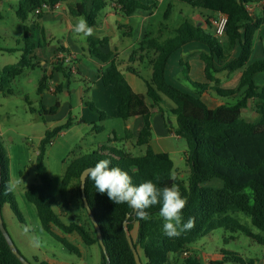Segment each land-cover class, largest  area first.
I'll return each mask as SVG.
<instances>
[{"label":"trees","instance_id":"trees-1","mask_svg":"<svg viewBox=\"0 0 264 264\" xmlns=\"http://www.w3.org/2000/svg\"><path fill=\"white\" fill-rule=\"evenodd\" d=\"M7 0H0L4 2ZM65 0H20L16 14L22 22L30 15L37 20L43 14L35 11L43 3L55 6ZM192 8L207 10L227 17L225 36L229 40V50L225 51L210 32L202 26L183 21L174 28L172 37H163L162 30L155 37L145 35L139 47L133 50L135 56L147 58L151 67V77L145 80L146 96L133 91L117 64L111 60L112 53H103L101 48L108 45L109 39L88 37V54L101 63H109L105 70L99 71V78L105 87H110L119 100L118 115L123 121L140 117L143 126L136 136L138 146H146L142 156H133L120 150L99 147L89 153L72 155L67 163L59 188V198L52 194L53 182L46 166L47 148L62 131L73 124L69 118L64 124L47 130L40 141L36 154V176L39 183L31 185L25 192L28 202L37 211L42 229L58 241L66 250L80 256V250L64 234H77L86 245L97 244L101 250V264H107L92 224L82 200L80 177L84 170L94 167L100 160L111 161L110 167H119L132 176L133 183L139 185L153 180L158 187L177 185L183 197L187 198L185 209L182 210L185 221L195 217V227L177 238H169L163 234V219L159 216L160 205L147 209L150 219L141 220L127 204H114L107 196L96 191L94 182L86 180L84 194L102 234L109 264H136L128 244L124 221H128L129 233L137 225V234L133 238L134 247L143 252L145 264H203L194 255L191 245L209 232L223 228L231 233H240L264 247V59L251 61L254 42L261 27L264 25V0H178ZM158 0H115L116 10L124 16H130L137 10L153 11ZM261 3V16L254 15L249 7ZM104 0H82L71 7L72 16H83L89 26L97 25ZM171 12L170 5L164 14L165 20ZM206 23L211 26L207 19ZM164 26V24H162ZM24 48L21 60L14 65L6 66L3 74L2 87L8 85L25 68L43 66L36 61L34 51L37 48L32 42L30 28L24 27ZM196 44L197 50L179 59L182 74L189 90L184 88L179 78L171 82L168 70L171 62L181 54L188 45ZM239 44L240 53L231 59V52ZM63 51H65L62 48ZM144 56V57H143ZM200 60L203 64V80L197 81L190 77V61ZM172 60V61H171ZM219 67V69L217 68ZM130 72L138 75L131 67ZM53 71L68 77L72 75L64 63L53 64ZM226 71L233 74L241 71L239 84L233 89L220 87L217 74ZM262 77V81L258 79ZM49 77L44 75L39 84L38 93L47 88ZM222 99L214 107L207 104L212 96ZM149 98L151 103L147 104ZM172 103L169 113L176 118V136L183 138L188 145L186 160L190 168L188 187L173 178L174 163L167 153H157L151 146L153 129L152 109L160 108L163 99ZM58 103L48 111L53 114ZM86 106L99 115V122L106 118L104 112L86 102ZM253 106L256 117L247 120L243 112ZM42 113L47 115L41 106ZM169 118L167 119V122ZM93 130L102 131V126L95 125ZM0 208L8 203L18 219L23 222L22 214L16 204L14 195L7 191L10 182L9 164L0 141ZM157 176L159 180L157 181ZM79 200L88 219V226L76 216L68 217L71 222L63 221ZM242 213L248 216L251 224L258 230L253 232L233 215ZM77 219V220H76ZM76 220V221H75ZM234 238V237H231ZM188 254L187 257H183ZM182 256V257H181ZM181 257V258H180ZM141 260V258H140ZM253 264L254 260H246L238 253L223 251L219 260H210L206 264ZM141 263L143 264L142 260ZM0 264H22L12 253L0 230Z\"/></svg>","mask_w":264,"mask_h":264},{"label":"rangeland","instance_id":"rangeland-1","mask_svg":"<svg viewBox=\"0 0 264 264\" xmlns=\"http://www.w3.org/2000/svg\"><path fill=\"white\" fill-rule=\"evenodd\" d=\"M19 1L20 0H7L0 3V141L9 164V184L14 186L12 193L22 214L23 222L18 219L10 208V205L4 203L0 208L3 225L16 249L30 264H101V250L97 244L86 245L77 234H64L56 230L57 233L66 237L79 248L80 256H77L66 250L58 241L46 233L41 227L35 206L28 202L25 197L26 190L31 185L40 182L35 173L36 154L40 141L47 130L54 129L64 124L66 118L63 119L61 116H45V114L42 113L40 104L44 102V99H42L43 95L38 93V90L42 77L48 74L44 71L46 69L45 67L25 68L21 74L15 76L8 85L3 87V74L1 71L4 67L17 64L21 60L25 40L24 27L31 29L33 24L37 27L39 26L37 32L36 30L33 31L35 35L34 39H40L42 44L45 43L47 46L54 47L68 39L71 24L76 23L78 17H72L70 14H67L68 16L66 15L65 17L59 16L62 13L64 14V9H67L63 6L57 9L53 14L50 12L42 13L44 17L41 23L40 21L38 22L34 15H30L26 22H22L16 14ZM65 1L72 3V6H74L73 0ZM81 1L82 0H77V3ZM104 1L105 5L99 12L98 23H103L104 15H109V19L113 21L114 25L115 23L125 24L127 20L125 18L126 16L119 12L115 13L117 11L116 8H114L115 0ZM169 5L171 8L170 16L165 20L164 14ZM197 14L198 9L192 8L188 4L178 0H159L154 14L150 18V29L156 34L159 31L160 25L166 24L168 29L164 31V33L172 37L174 35L172 29L178 27L185 20L199 25V23L195 21V16ZM205 29L215 36L220 43H223L224 36H218L213 30L206 26ZM41 30H43L45 40L40 36ZM126 31V29H120L115 30V35L109 34L112 46L117 45L120 49H125L131 44V37L124 35ZM30 34H32V30H30ZM93 36H101L98 35L95 28ZM77 38L81 42L84 40L79 36H77ZM121 41H124V43L121 44ZM82 44L85 46L86 42L84 41ZM125 56L126 54L122 57L126 58ZM126 59L128 60V58ZM251 61H253V59H251ZM171 67L173 68V64ZM150 75V69L145 67L142 73L143 78L149 79ZM127 77L130 78L131 76L127 75ZM79 78L80 76L75 77L76 80ZM191 78L201 81L194 76ZM133 79L136 83L134 84L132 81L131 83L136 92H140L146 96L144 81L137 77ZM74 82L75 80L71 79V91L73 92L76 89V91L79 92L80 90L78 87L81 84L76 85ZM180 82L185 84L182 78ZM237 86L238 85H236V87ZM54 91H57L56 87H54ZM56 98L59 99L62 104H65L66 97L64 94L57 93ZM212 98L211 101L209 99L207 101L210 107H214V105L222 100L215 95L212 96ZM85 100H88V98ZM165 101L172 104L166 98ZM72 106V116L81 120V108H79V106L75 107L73 103ZM167 115L169 116L168 124H171L169 126L172 129L176 128L175 116L170 113L168 114V112ZM243 116L247 120H254L256 114L253 106L244 111ZM109 125L116 127L117 122H110ZM77 129L78 130L68 132L69 134L66 137H60L58 135L47 148L45 163L53 182L51 192L57 198L60 197L59 188L66 165L73 155L72 152H77L83 144L93 141L95 139L94 137L102 138V135L96 136V134L91 131L90 125L88 127L81 126V128ZM67 130L68 129H66V131ZM167 142L169 144L167 152L174 163L173 178H176L184 187H188L190 168L186 160V153L188 150L187 142L183 138L177 137L170 138ZM145 150L146 146H141L135 147L131 152L133 156H142ZM66 216L67 218L63 217V221L67 223L71 222V220H68V217L76 216V218L78 217L86 226L89 224L79 200L73 202V207ZM233 216L242 224L248 226L253 232L258 233V230L252 226L248 216L242 213H237ZM26 226H31V231L28 233L24 231ZM130 235L132 239L136 237V228L130 232ZM33 236H38L40 238L39 246L33 243ZM191 249L194 255H196L203 264L215 258L219 259L223 251L238 253L244 259L262 260L264 258L263 246L257 244L243 234L231 233L223 228L215 229L202 236L191 245ZM139 256L143 264H145L146 259L141 250H139ZM224 264L234 263L226 262Z\"/></svg>","mask_w":264,"mask_h":264},{"label":"crops","instance_id":"crops-1","mask_svg":"<svg viewBox=\"0 0 264 264\" xmlns=\"http://www.w3.org/2000/svg\"><path fill=\"white\" fill-rule=\"evenodd\" d=\"M73 3L74 5L77 4V0H73ZM59 5H60L59 8L63 6L67 8L63 10L64 14L62 13L59 16L65 17L67 14L71 15V7L73 5L72 3L63 1ZM114 7H115V2H114ZM56 10L50 13L53 14ZM249 10L254 15L261 16L262 5L261 3L254 4L249 7ZM117 12L118 11H116L115 13ZM153 14H154V10L151 12L137 10L130 16L125 17L127 19L125 24L115 23V25L113 24V21L109 19V15H104L102 21L104 24L97 22V25L93 26V29L95 28L97 30L98 35H101V36H93V37L98 39H103V38L109 39L108 45L105 48H101V51L103 53L113 54L111 60H113L117 64L119 70L123 73L125 79L129 83L133 91L137 94H141V93L136 92L135 88L133 87L132 83L134 84L136 83L133 78L134 77L140 78L145 83V80L148 79L143 78L142 76L143 69L147 67L150 69L151 72V67L149 65V61L147 58H142L141 60L139 56L137 57L134 56L131 59L133 50L139 47V43L142 41L145 35H148L150 37H155L158 36L160 34V31L162 30L163 37L164 38L169 37V34L167 35L164 33V31L168 29L166 24H164V26H162L161 24L159 31L156 34L154 33L153 30L150 29V18ZM217 15H218L217 13L215 14L207 10L198 9V14L195 16V21L199 23V26L201 25L204 30H206L205 29L206 26L207 28H210L211 30L214 31L212 21L217 17ZM43 17L40 20H38V22L40 21L41 23ZM76 17H81V16H76ZM207 19L210 21L211 26H209L206 23ZM73 25H75V23L71 24V28L69 31L70 34L68 39L64 40L62 43L54 47L47 46L45 43L42 44L40 39H36V38L34 39L35 35L33 31L36 30L37 32L39 26L37 27L34 24L31 26L30 30H32V34H31L32 42L37 47L34 51L36 61L46 68L44 71L48 73L47 76L49 77V79L47 80V88L41 94L43 95L42 99H44L45 103L42 102L40 104V108L41 106H43L46 112L49 113L48 111L50 110V108L58 103L59 105L58 109L53 114L49 113L45 116H53V117L61 116L63 119L66 118V121L69 118L73 119L74 121L73 124L68 128L67 131L66 130L62 131L59 134L60 137H66L69 134L68 132H71L72 130H78L77 128H81V126L88 127L89 125L91 126V131L95 133L96 136L102 135V138L94 137L95 139L93 141L86 142L85 144H83V146H81L77 152H72L73 155L89 154L99 149V147H103V146L109 149L120 150L132 155L131 151L134 150L135 147H141L136 144V136L143 126V119L140 117H136V118H131L127 121H123L119 118L118 115L119 100L115 97L111 88L105 87L102 84L101 79L99 78V71L105 70L109 66V63L103 64L96 58L89 56L88 38L82 41V42L84 41L86 42V45L83 46L84 44H82V42L77 38V36H73L74 35ZM120 29H126L127 31L124 33V35L130 36L132 39L131 44L128 45V47H126L125 49L123 48L120 49L117 45L112 46L111 44V39L109 34L115 35V30H120ZM263 35H264V25L259 30L256 40L254 42L253 54L251 57L253 61H257L264 58ZM40 36L45 40L43 30L40 31ZM223 38L224 41L223 43L221 42V45L225 51H228L229 40L225 35ZM123 43L124 41H121V44ZM62 48L65 51H63ZM197 50H202L201 46L196 44L188 45L182 49L180 55L176 56L173 61L171 60L172 61L171 63L173 64V68L171 67L168 70V75L171 76V79H169L171 82L176 83L175 81L177 80V78H179V80L181 78L184 80L181 66H179V59L180 57L184 58L187 55ZM239 53H240V47L239 44H236L231 52L230 58L235 59L236 57H238ZM59 54H62L65 59L66 57L69 56H72L73 58H71L70 62H67L62 58H58ZM125 54H126L125 57L128 58V60L122 57ZM58 61L64 63L66 67H69L70 71H71V67H75V71L73 72L71 71L72 75L66 77L59 72L53 71V64L57 63ZM131 66L133 69H135L138 72V75L128 70V68ZM190 66H191L190 77L194 76L196 79L203 80L204 77H203L202 62L197 59H192L190 61ZM217 68L219 69L218 66ZM127 75H130L131 77L129 78L127 77ZM76 76H80V78L76 80L75 79ZM262 77L263 76L261 75L258 77V79L262 81ZM217 78L220 81L221 88L231 89L239 84L241 78V71H236L233 74H229L226 71H221L217 74ZM71 79L75 80L74 83H76V85L81 84L78 87V89L80 90L79 92H77L76 89L73 92L71 91V87H72ZM184 83L185 84H182L184 88L189 90L190 87L185 82V80ZM54 87H56L58 92L54 91ZM57 93H61L65 95L66 97L65 104L64 103L62 104V102H60V100L56 98ZM86 98H88V100H85ZM86 102L93 104L96 109L105 113L106 118L103 122H99V115L96 112L91 111L86 106ZM146 102L148 105H150L151 103L149 98L146 99ZM72 103L75 107L79 106V108H81L82 111L80 118L81 120H79L77 117L72 116V107H73ZM172 107H173L172 104L167 103L165 99H163V102L160 105V108L163 110V113L161 112V110H159V107L152 109L153 129H152V138L150 141V146L157 153L163 152L169 154L167 152L168 151L167 149L169 148V144L167 141L170 138H174V137L180 138L175 135L174 129H172L169 126L171 124H168L167 122V119L169 118L167 112L169 114V110ZM110 122H117V126L114 127L109 125ZM95 125L102 126V131L99 132L94 131L93 127ZM118 147H122V148H118ZM134 228H136V234H137L136 224L134 225ZM220 258L221 256L219 257V259ZM219 259L215 258L212 260H219ZM246 260H254V259H246ZM209 261H207L206 263H208ZM253 264H264V258L262 260L259 259L254 260Z\"/></svg>","mask_w":264,"mask_h":264},{"label":"clouds","instance_id":"clouds-1","mask_svg":"<svg viewBox=\"0 0 264 264\" xmlns=\"http://www.w3.org/2000/svg\"><path fill=\"white\" fill-rule=\"evenodd\" d=\"M135 15V14H134ZM73 33L81 39L93 36L94 29L89 26L85 17L77 18L73 25ZM111 161L100 160L94 167L88 168L83 173V181L94 182L96 191L107 194L108 198L116 205L127 204L135 211L141 220L150 219L147 211L152 206L160 205L159 216L163 219L162 231L169 238H177L195 227V217L183 218L182 210L185 209L187 198L182 196L179 187L173 184L170 187L160 188L153 180H147L138 186L133 183L132 176L119 167H110ZM157 181L159 177L157 176ZM14 186L9 184L7 191H13ZM25 233L31 231V226H26ZM36 246L40 244L38 236L32 237Z\"/></svg>","mask_w":264,"mask_h":264},{"label":"water","instance_id":"water-1","mask_svg":"<svg viewBox=\"0 0 264 264\" xmlns=\"http://www.w3.org/2000/svg\"><path fill=\"white\" fill-rule=\"evenodd\" d=\"M84 171L82 172L81 177H80L83 204H84V207H85V209H86V211H87V213L89 215V218H90V220H91L92 224L94 225V228H95V230L97 232V238H98L99 244H100V246L102 248V251L105 254V257L107 259V264H109V258L107 256L106 248H105L104 243H103V239H102V234H101L100 227H99V225H98L95 217L93 216V214L91 212V209H90V207L88 205V202H87L86 197H85V194H84V187H85V183H86V178L84 179V181L82 179ZM0 175H1V171H0ZM0 179H1V176H0ZM127 226H128V221L126 220L123 223V227L125 229V233H126V238H127L128 244H129V246L131 248V251L133 253V256H134V259H135L136 264H142L141 263V260H140L139 253H138L137 249L134 247L133 239H132V237H131V235H130V233L128 231ZM0 230H1V232H2V234L4 236V238H5L8 246L10 247L12 253L20 260V262L22 264H30L19 253V251L16 249L15 245L13 244V242H12L9 234L7 233V231H6V229H5L4 225H3V221H2V218H1V213H0Z\"/></svg>","mask_w":264,"mask_h":264},{"label":"built area","instance_id":"built-area-1","mask_svg":"<svg viewBox=\"0 0 264 264\" xmlns=\"http://www.w3.org/2000/svg\"><path fill=\"white\" fill-rule=\"evenodd\" d=\"M59 8V4H56L55 6H51L49 4L43 3L42 6L40 8H38L35 11V14H40V13H45V12H51L53 10H56ZM226 23H227V17L222 15V14H218L217 17L215 19H213L212 21V25L214 27V32L218 35V36H224L225 35V28H226ZM58 58H62L64 60H66L67 62L71 61V58H73L72 56L66 57V59L64 58V56L62 54L58 55ZM71 71H75V67H71ZM184 257H187L188 254H184Z\"/></svg>","mask_w":264,"mask_h":264}]
</instances>
